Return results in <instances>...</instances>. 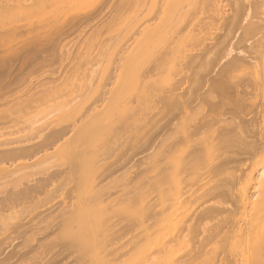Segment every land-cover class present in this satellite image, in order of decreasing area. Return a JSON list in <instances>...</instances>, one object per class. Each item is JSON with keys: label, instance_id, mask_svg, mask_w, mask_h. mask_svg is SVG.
<instances>
[{"label": "rangeland", "instance_id": "obj_1", "mask_svg": "<svg viewBox=\"0 0 264 264\" xmlns=\"http://www.w3.org/2000/svg\"><path fill=\"white\" fill-rule=\"evenodd\" d=\"M16 1L26 12L14 7L6 12L0 9V58L13 53L20 61L12 62L13 69L0 81H9L3 96L25 102L21 106L7 103L8 121L0 126V141L35 136L54 116L57 123L64 124L84 114L78 118L87 129H80L83 136L80 132L77 135V129L73 142L60 141L51 150L43 149L1 167L0 264H140L171 231L173 209L168 196L172 201L179 181L192 173H204L203 168L207 170L206 185L188 198L192 215L186 219L190 225H186V242L160 253L157 264H229L227 244L238 209L234 190L245 182L249 165L264 158V149L250 155L253 162L240 143L219 150L211 146L215 138L212 124L219 112L216 108L205 106L201 113L195 111L178 125V109L159 103L157 98L150 125L135 136L138 132L131 112L121 109L132 95L134 73L127 70V64L121 73L117 70L120 41L130 29V0ZM127 9L130 15L124 13ZM13 12L15 16H11ZM189 86L194 89L196 83L190 81ZM109 89L112 92L105 97L109 95L106 103H110L104 111L86 113L87 107ZM204 113L206 117L200 119ZM203 137L206 143H200ZM192 138L199 139L196 142L202 150ZM188 142H194L195 146L190 145L196 148ZM208 144L211 151L204 149ZM168 145L175 147L174 155L169 154L172 148ZM184 151H194L197 156L191 154L197 161H182ZM198 151L204 155L211 152L215 166L212 168L209 161L206 164L211 169H207L201 160L204 155ZM25 187L27 196L21 193ZM16 189L14 198L11 190ZM109 193L114 196L112 201L100 202ZM161 205L167 206L164 215H158L155 222L151 219L154 224L136 245H128L123 255H107L104 242L114 239V231L128 229L138 215Z\"/></svg>", "mask_w": 264, "mask_h": 264}, {"label": "bare ground", "instance_id": "obj_2", "mask_svg": "<svg viewBox=\"0 0 264 264\" xmlns=\"http://www.w3.org/2000/svg\"><path fill=\"white\" fill-rule=\"evenodd\" d=\"M130 2L131 5L133 2L132 13L129 9L127 12H124L126 9L123 10L124 13L131 14L129 19L127 18L128 21L130 20V29L123 41H120V62L117 59L119 66L118 63L116 65L120 73L126 64L127 70L134 73L131 75L133 77L130 76L133 78L134 84L132 92H130L132 95L128 96L129 99L126 100L125 105L122 104L123 108H121L126 112L127 110L131 112L134 122L133 120L130 122H133L138 130L135 131L134 128L133 131L138 132L134 135L139 137V133L145 131L150 125L151 112L155 107L156 98L159 103L178 109L180 113L178 125H181L183 119L192 117L191 115L195 111L198 110L201 113L205 106L214 107L219 112L216 111V120L212 124L215 127L213 130L215 138L211 146L221 150L225 148L224 145L230 147L229 144L240 143L244 149L238 148L248 155L247 159L254 161L250 155L253 152L255 154L256 149H264V0H130ZM11 7L18 9L20 13L21 11L23 13L24 10L26 12V9L22 10L23 7L16 0H0V9L2 8L6 12ZM130 7L127 6V8ZM0 11L2 12V10ZM17 13L19 12H16V15ZM14 14L15 12L11 16ZM123 33L125 32L123 31ZM18 60L20 61V57L13 53L4 54L0 58V78L10 73L14 65L12 62ZM131 64L134 66V71L131 70ZM114 70L113 72L116 71ZM117 73H113V75ZM120 73L118 74L122 75ZM119 78L121 81L122 78ZM119 80L117 79V81ZM190 81L196 83L194 89H190ZM8 86L9 81L5 83L0 81V126L6 125L8 121L7 103L12 102L21 106V103L25 102L24 99H21L20 102L14 99L9 100L3 96L2 90L7 89ZM111 92L110 89L104 91L98 99L99 102L103 98L100 104L97 105L98 102L91 103V106L87 107L86 113L99 114L104 111L105 106L110 103V101L106 103L109 100V95L105 97V94H111ZM82 115L85 117L84 114ZM78 117L75 120L71 119L70 123L67 122L68 124H59L54 116L35 136H29L30 138L27 137L22 141H0V169L9 163H14L19 158L33 157L36 152L43 149L47 151L60 141L62 143L73 142L74 139L72 140L71 137L74 138L72 135L77 129H79L77 135L80 132L83 136L84 121L82 123L83 119ZM205 117L204 113L200 119ZM80 129L82 130L80 131ZM244 132L246 135L243 134ZM246 137L248 141H245ZM200 139L193 140L203 143L206 138ZM199 141L196 142V147L199 146V149L202 150L203 148L201 149L198 145ZM145 142L148 143V141ZM194 142L188 143L195 146ZM192 145L190 146L196 148ZM203 145L201 147H204ZM169 146L172 148L169 154L173 152L174 155L175 147ZM208 148L209 144L204 149ZM189 149L191 148L189 147ZM208 150L211 151L210 148ZM192 152L184 151L181 160L190 162L196 159L197 157L193 156ZM201 153L204 155V152ZM210 154L201 155L203 156L201 160L204 161L207 169L211 168H208L206 163L215 162L211 161L214 156L212 157ZM194 155L197 156L195 152ZM259 158L261 160L260 156L258 160ZM257 161L255 159V162ZM212 163L211 167L213 168L215 165ZM254 165L255 167H253ZM253 166L249 165L250 169L245 174V182L240 183L241 185L234 190L238 209L234 230L227 244L229 264H264V158L260 163H254ZM201 167L204 166L201 165ZM198 171L200 170L196 169V172ZM202 171L204 173L197 174L193 171L196 176L192 173L193 176L187 175L181 179L177 184L172 201L168 196L170 199V201L167 200L168 205L173 209L171 231L168 234L165 233L166 235L156 243V247L142 257L140 264H157L160 253L172 245H182L184 241L186 242L187 236L185 235L188 233L187 226L189 225V223L186 224V219L188 215H192L190 214L192 207L189 205L188 198L190 194L192 195L193 192L206 185L207 170L205 171L203 168ZM184 173L186 175V172ZM236 181H238L237 177ZM37 184L39 185V183ZM11 191L14 192L15 198V193H18L17 189ZM27 191L28 188L25 187L21 193L24 192V195L27 196L26 193H29ZM164 191L166 190L164 189ZM170 191L168 195H172ZM104 197L100 202L109 203L114 196L109 193ZM114 202L113 205L116 203ZM166 207L164 205L158 209L153 207L147 214L138 215L137 221L130 218L133 223L128 229L120 228L114 231L115 235L112 234L114 239L104 240L107 255L116 256L119 253L123 255L124 249L128 245H136L141 235H144L150 228L151 219L155 222L158 215H164ZM121 235L126 238L119 239ZM114 240L118 242L114 243Z\"/></svg>", "mask_w": 264, "mask_h": 264}]
</instances>
